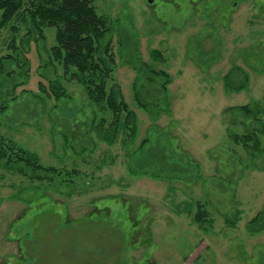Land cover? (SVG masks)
I'll use <instances>...</instances> for the list:
<instances>
[{
    "label": "rangeland",
    "instance_id": "1",
    "mask_svg": "<svg viewBox=\"0 0 264 264\" xmlns=\"http://www.w3.org/2000/svg\"><path fill=\"white\" fill-rule=\"evenodd\" d=\"M94 4L119 124L54 62L55 29L0 33L2 142L57 169L0 158V264H260L264 0ZM252 131L257 151L234 141Z\"/></svg>",
    "mask_w": 264,
    "mask_h": 264
},
{
    "label": "trees",
    "instance_id": "2",
    "mask_svg": "<svg viewBox=\"0 0 264 264\" xmlns=\"http://www.w3.org/2000/svg\"><path fill=\"white\" fill-rule=\"evenodd\" d=\"M14 20L15 22L21 20V23L25 22L32 26L39 38L43 37V31L46 29H55L56 43L51 48L54 62L62 66L65 74L70 75V80L83 85L91 102L111 112L116 117V123L119 124L123 112L128 111V105L119 97L114 87H109L108 79L114 67V58L108 53L111 49L104 42L110 31L109 22L105 16L98 13L94 0H0V33ZM107 53L108 59L101 57L102 54ZM153 57L158 62L163 60L158 51L153 53ZM72 70L75 72L72 73ZM230 77L229 74L225 81L229 92L236 90L230 84ZM49 87L52 89L53 85L50 84ZM60 89V92L58 89L55 92L56 100L62 99L66 94L62 86ZM239 108L246 114L252 111L249 105ZM127 116L124 127H127L131 114ZM257 132L237 134L234 141L257 151L260 144ZM2 141L4 142L0 135L2 146L0 158L8 157L10 164L20 165L25 171L41 173L47 171V174H54L57 171L53 167L49 169L43 167L37 154L16 145L4 144ZM146 166L148 165H143V168ZM198 215L196 220L200 222L202 215L200 213ZM260 264H264V260Z\"/></svg>",
    "mask_w": 264,
    "mask_h": 264
},
{
    "label": "water",
    "instance_id": "3",
    "mask_svg": "<svg viewBox=\"0 0 264 264\" xmlns=\"http://www.w3.org/2000/svg\"><path fill=\"white\" fill-rule=\"evenodd\" d=\"M152 1H150V3H151Z\"/></svg>",
    "mask_w": 264,
    "mask_h": 264
}]
</instances>
